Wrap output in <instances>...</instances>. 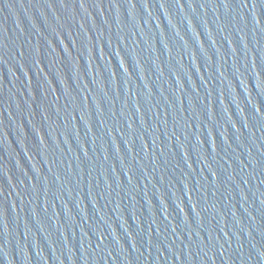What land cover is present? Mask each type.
Instances as JSON below:
<instances>
[{"label": "water", "instance_id": "95a60500", "mask_svg": "<svg viewBox=\"0 0 264 264\" xmlns=\"http://www.w3.org/2000/svg\"><path fill=\"white\" fill-rule=\"evenodd\" d=\"M0 264H264V2L0 0Z\"/></svg>", "mask_w": 264, "mask_h": 264}, {"label": "snow or ice", "instance_id": "6c2138e0", "mask_svg": "<svg viewBox=\"0 0 264 264\" xmlns=\"http://www.w3.org/2000/svg\"><path fill=\"white\" fill-rule=\"evenodd\" d=\"M176 2L179 3V0H176ZM252 2H253V6L255 7V0H252ZM261 2H264V0H261ZM83 6H84V4L81 3V7H83ZM245 6H247V5H245ZM225 7H227V4H225Z\"/></svg>", "mask_w": 264, "mask_h": 264}]
</instances>
